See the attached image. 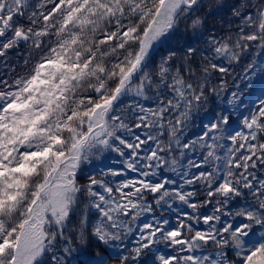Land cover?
<instances>
[{"label":"snow or ice","instance_id":"snow-or-ice-1","mask_svg":"<svg viewBox=\"0 0 264 264\" xmlns=\"http://www.w3.org/2000/svg\"><path fill=\"white\" fill-rule=\"evenodd\" d=\"M0 264H264V0H0Z\"/></svg>","mask_w":264,"mask_h":264}]
</instances>
